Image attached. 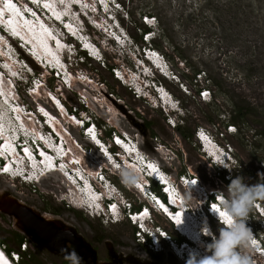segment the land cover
Instances as JSON below:
<instances>
[{"label":"clouds","instance_id":"obj_1","mask_svg":"<svg viewBox=\"0 0 264 264\" xmlns=\"http://www.w3.org/2000/svg\"><path fill=\"white\" fill-rule=\"evenodd\" d=\"M12 3L18 14L0 0V85L15 93L11 103L19 109L9 108L7 116L0 110V176L17 180L29 190L41 191L44 180L58 174L68 191H63L69 199L68 208L77 206L103 225L125 221L134 227L138 244L155 255L167 251L181 264H264V225L254 226L250 221L253 216L264 222V183L249 185L244 177L236 175L241 165L229 141L221 144L218 134L203 126L196 127L192 136L208 166L224 181L223 186L215 188L193 170L184 169L174 176L160 158L152 155L153 148L149 151L144 147L136 133L108 124L106 128L93 112L82 115L80 108L65 106L63 98L52 89L43 90L47 80H54L64 89L75 88L78 98L87 100V89L82 94L76 85L91 84L94 76L76 69L74 63H105L108 53L128 54L133 49L138 52L135 63L106 67L138 98L167 111V122L177 128L185 112L167 82L179 84L187 94L190 86L178 78L166 54L152 44L159 35L156 17L142 16L147 27L140 30L144 41L139 45L131 40L119 18L123 12L119 0ZM45 3L51 6L45 7ZM92 32H101L102 40L94 38ZM12 62L15 64L10 65ZM13 66L23 70L25 76L21 77L25 81L21 80V84L24 83L26 93L24 88L11 84L12 78L20 80L13 77ZM146 89L150 94H145ZM203 89L209 90L207 98L200 96ZM212 91L200 87L196 92L201 101L210 102ZM38 92H43L47 101L38 100ZM22 93L32 97L33 102L25 101ZM0 95L5 99L4 94ZM39 104L46 105L44 111ZM60 112L67 116L60 118ZM49 116L57 119L56 127L49 122ZM232 126H224L227 134L237 132ZM152 147L158 149L154 144ZM88 152L94 153L91 159ZM10 165L13 171H3ZM149 165H154L156 171ZM110 175L118 178L120 186ZM157 215L170 229L155 220ZM215 227L219 228V236ZM23 243L27 245L23 247ZM149 244L156 245L157 250L151 251ZM8 248L5 241L0 242V252L13 264H19L28 254L25 239L17 247ZM66 256L70 264H83V257L75 249Z\"/></svg>","mask_w":264,"mask_h":264},{"label":"rangeland","instance_id":"obj_2","mask_svg":"<svg viewBox=\"0 0 264 264\" xmlns=\"http://www.w3.org/2000/svg\"><path fill=\"white\" fill-rule=\"evenodd\" d=\"M119 1L123 4V12L119 14V18L129 32L131 40L139 45L144 41L140 30L147 27H144L142 16L151 14L156 17L159 35L152 44L170 56L171 63L179 74L178 78L190 86L187 88L190 94H187L179 84L167 82V86L181 101V108L185 112V116L180 117V125L190 133H194L198 126L207 127L218 134L221 144L229 141L241 165L236 175L244 177L249 185L264 183V0ZM91 34L94 38L102 40L101 32ZM103 41L106 42L105 39ZM137 53L133 49L128 54L125 51L124 54L118 55L110 52L105 63H74L76 69H83L85 73L94 76L93 80L90 78L92 82L88 83L86 95L91 101L88 98L83 99L82 96L78 98L76 90L59 94L61 88L54 80H47L43 90L57 91L65 101V106H71L73 110L80 108L82 115L93 112L106 128L108 124L136 133L144 147L149 151L153 148L152 155L160 158L174 176L184 169L193 170L199 173L205 183L218 188L223 179L219 178L215 169L208 166L198 151L199 144L195 146L194 138H184L177 128L167 122V111L161 107H153V104L144 98H138L129 86L123 85L106 67L109 63L131 65L136 62ZM197 69L201 71L200 75H203L201 78H198ZM18 71H22L21 75L25 76L23 70L13 66V77L18 75ZM208 75L214 76L220 83L218 88L213 84V80H206L205 76ZM11 80L15 86L24 88L25 93L27 92L24 83L21 84V80L25 79L20 76V80ZM200 87L213 90L210 102L201 101L196 92ZM84 92L82 94H85ZM25 93L21 94L25 101L33 102V98ZM37 94L41 100L47 101L43 92ZM145 94H150L148 89ZM236 104L249 110L248 117L239 118V124L232 122L236 115ZM63 112L59 113L60 118L67 116ZM56 121L57 119H54L55 124ZM225 125L236 126L237 132L227 134ZM153 144L158 146V149L152 147ZM93 154L87 153L90 159ZM110 177L119 185L116 176ZM40 187L41 191L29 190L28 186L20 185L17 180L9 181L5 176H0V199L17 193L24 198L27 205L33 206L36 212V208H57V213L62 218H67L69 211L65 208L69 209V199L66 198L67 195H63V191L67 190L62 186L59 175H49ZM223 190L226 191L227 187H223ZM5 192L7 194H4ZM2 194L4 195L1 197ZM126 194L134 197L132 192L127 191ZM16 215L17 212L0 208V238L11 248L15 247V239L12 237L15 230L8 224L16 219ZM68 218L86 221L96 228L104 229L111 236L121 235L124 239L137 243L134 227L125 221L103 225L98 218H89L79 210L70 211ZM250 219H253L250 221L254 226L264 225L261 218L251 216ZM155 220L170 229L162 217L157 215ZM214 231L219 236V228L215 227ZM140 247L148 250L144 246ZM29 254L24 255L22 263L37 264L42 259L38 252L30 254L31 256ZM161 254L158 258L164 264H181L167 251Z\"/></svg>","mask_w":264,"mask_h":264},{"label":"flooded vegetation","instance_id":"obj_3","mask_svg":"<svg viewBox=\"0 0 264 264\" xmlns=\"http://www.w3.org/2000/svg\"><path fill=\"white\" fill-rule=\"evenodd\" d=\"M6 191L10 192V190ZM10 196L23 210H32L35 214L46 219L47 225H41L43 233L41 239L37 235L38 227L27 225L25 221L21 226H16L18 214L15 220H11V224L7 223L12 230H15V233L12 232L14 233L12 237L15 239V247L18 246L20 239L23 237L28 242V253H40L42 259L37 264H55L58 261L56 264H70L66 254L73 249L83 257V264H164L158 258V255H162L161 253L151 254L140 247L139 244L128 241L121 235L111 236L104 229L96 228L86 221L68 218L70 211L79 210L83 212L77 206H72L69 209L65 208L69 213L66 214L67 218H62L57 213V208L50 210H48L49 208H36V212L33 206L25 203L21 195L11 193ZM0 208L6 210L1 204ZM9 211L14 213L13 210ZM57 232L64 234L62 239L64 247L61 252L57 248L55 249L51 242L52 234Z\"/></svg>","mask_w":264,"mask_h":264},{"label":"bare ground","instance_id":"obj_4","mask_svg":"<svg viewBox=\"0 0 264 264\" xmlns=\"http://www.w3.org/2000/svg\"><path fill=\"white\" fill-rule=\"evenodd\" d=\"M75 7H79V6H75ZM86 8H88V6L86 5L85 6ZM1 12H3L2 10H0ZM15 64V62H12V63H10V65H14ZM10 69H11V66H10ZM18 73V75L16 74L15 76V78H17V77H20L21 76V74H22V72L21 71H18L17 72ZM0 78H1V76H0ZM1 81V80H0ZM4 81V80H3ZM12 85L14 84V83H11ZM10 83H9V85H11ZM0 93L1 94H4L5 95V99H3L4 97L3 96H1L0 95V110L3 112V115L4 116H7V113H8V111H9V108H13V109H15V110H18L19 108L17 107V106H14L12 103H11V100H15L14 99V96H13V94H15V93H13L12 92V94L10 93V92H8V91H6L5 89H4V84L3 85H0ZM38 100H40L41 102H43V100H41L40 98H38ZM7 101H8V103H7ZM10 101V102H9ZM55 102L56 103H58V100L56 99L55 100ZM17 104V103H16ZM59 104H61L60 102L58 103V105ZM40 105V104H39ZM44 105L45 104H42V105H40V109L41 110H43L44 111ZM46 106V105H45ZM42 107V108H41ZM57 110V109H56ZM53 112H54V110H52ZM52 111H49L50 112V115L51 114H53L52 113ZM5 112V113H4ZM55 113V112H54ZM56 114V113H55ZM50 117V123H52L54 126L56 125L55 124V122H54V119H56V118H54V117H51V116H49ZM56 127V126H55ZM94 155V154H93ZM217 156V155H216ZM9 171H13V166L12 165H10L9 166V168H8V171L7 172H9ZM189 184H193V183H191V182H188ZM73 194V193H72ZM72 194H71V196H72ZM83 195H81V194H79V197H82ZM8 198H5V196H3V198L2 199H0V204L3 206V207H5L6 209H16L17 208V206H16V204L15 203H10V200H13L11 197L9 198L10 200H9V205H4L5 203H6V200H7ZM4 257H5V259L8 261V263L9 264H13L12 263V261L9 259V257L5 254L4 255Z\"/></svg>","mask_w":264,"mask_h":264},{"label":"water","instance_id":"obj_5","mask_svg":"<svg viewBox=\"0 0 264 264\" xmlns=\"http://www.w3.org/2000/svg\"><path fill=\"white\" fill-rule=\"evenodd\" d=\"M9 200L10 199H7L6 200V203L4 205H9ZM14 201V199H13ZM12 200H10V203H15L13 202ZM16 204V203H15ZM17 208L16 209H13L14 212H17L18 214V218L16 219V226H21L23 224V221H25V223L27 225H31V226H34V227H38V238L41 239V236H42V231H41V225H47L44 218L40 217V215L38 214H35L32 210H23V208H21L18 204H16ZM1 210H3L1 208ZM49 235V234H48ZM63 236L64 234H61L59 232L57 233H53L52 234V239H51V242L52 244L55 246V249L57 248L59 250V252L62 251V248L64 247V244H63ZM64 252V251H63Z\"/></svg>","mask_w":264,"mask_h":264},{"label":"trees","instance_id":"obj_6","mask_svg":"<svg viewBox=\"0 0 264 264\" xmlns=\"http://www.w3.org/2000/svg\"><path fill=\"white\" fill-rule=\"evenodd\" d=\"M144 24V23H143ZM144 27H145V24H144ZM156 47H158V46H156ZM180 54V53H179ZM181 58H184V56L183 55H179ZM166 57L171 61V58H170V56L168 55V54H166ZM93 63L94 61H90V63ZM94 63H97V62H94ZM114 65V63H110L109 65H108V68H110V67H112ZM197 71V73H200L201 71L199 70V69H197L196 70ZM204 73H206V72H204ZM115 80V79H114ZM207 80L208 81H211V80H213L214 81V85L216 86V88H218V86H220V83L215 79V77L214 76H210V75H208V77H207ZM84 85L86 86V87H84ZM84 87V89L83 88H81V87ZM61 88V92H59V94H63V92H65V94H67V93H69L70 92V90H68V89H64V88H62V87H60ZM76 88H78V89H82L81 91L82 92H84V90L85 89H89V86H88V83H86V84H80V83H78L77 84V86H76ZM75 88H73L72 90H74ZM55 93L58 95V92L57 91H55ZM76 93V95L77 94H79V92H75ZM60 96V95H59ZM77 103V102H76ZM70 108H72L71 106H70ZM235 111H236V115L232 118V122H234V123H236V124H239L238 123V120H239V118H246V117H248V114H249V110L246 108V107H242V105H240V104H236V106H235ZM238 118V119H237ZM177 129H178V131H179V133L180 134H182L183 135V137L184 138H190V137H192L193 136V133H190L189 131H187V128H184V127H182L181 125L180 126H178L177 127ZM263 133H264V131H263ZM261 202H263V201H261ZM24 239H23V237L20 239V241H19V243H21L22 241H23ZM0 242H4L3 241V239H1L0 238ZM9 250L10 249H12L11 247H9L8 248ZM29 254V253H28ZM30 255V254H29ZM19 264H25V263H22V262H20Z\"/></svg>","mask_w":264,"mask_h":264},{"label":"snow or ice","instance_id":"obj_7","mask_svg":"<svg viewBox=\"0 0 264 264\" xmlns=\"http://www.w3.org/2000/svg\"><path fill=\"white\" fill-rule=\"evenodd\" d=\"M5 2H6V6H7L9 9H11V10H13V11H16L17 14H18V9L15 8V5L12 3V0H5ZM33 2L38 3L39 0H33ZM61 2H63V0H61ZM44 6H45V7H50L51 5H50V3H45ZM59 18H60L59 15H57V19H59ZM9 23L11 24L12 21L10 20ZM205 95H207V93H205ZM41 111H43V110H41ZM78 123H79V122H78ZM91 131H92V129H89V132H91ZM118 142H119V141H118ZM5 147H10V146L6 145ZM25 151L27 152V149H26ZM42 155H43V153H42ZM63 167H64V166L61 165V168H62V169H63ZM149 167L152 168V170H153L154 172L156 171L154 165H149ZM3 171L7 172V171H8V167L5 166V167L3 168ZM112 207H113V209H115L116 206H115V205H112ZM221 214H222V213H221ZM253 244H256V241H255V240L253 241ZM0 262H2V264H8V261L5 259V257H4V253H2V252H0Z\"/></svg>","mask_w":264,"mask_h":264},{"label":"built area","instance_id":"obj_8","mask_svg":"<svg viewBox=\"0 0 264 264\" xmlns=\"http://www.w3.org/2000/svg\"><path fill=\"white\" fill-rule=\"evenodd\" d=\"M198 76H200V75H198ZM205 93H207V95H205ZM208 95H209V90L203 89V90L200 92V96H201L202 98H207ZM232 127H235V126H232ZM26 245H27L26 243H23V247H25ZM149 246H150V250H151V251L154 252L155 250H157V246H156V245L149 244Z\"/></svg>","mask_w":264,"mask_h":264}]
</instances>
